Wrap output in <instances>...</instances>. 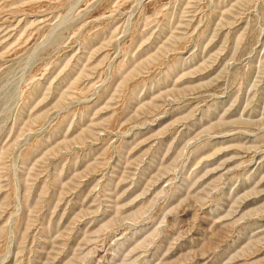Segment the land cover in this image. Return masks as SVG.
<instances>
[{"label":"rangeland","instance_id":"obj_1","mask_svg":"<svg viewBox=\"0 0 264 264\" xmlns=\"http://www.w3.org/2000/svg\"><path fill=\"white\" fill-rule=\"evenodd\" d=\"M0 264H264V0H0Z\"/></svg>","mask_w":264,"mask_h":264}]
</instances>
